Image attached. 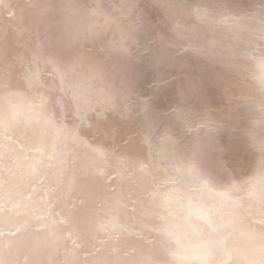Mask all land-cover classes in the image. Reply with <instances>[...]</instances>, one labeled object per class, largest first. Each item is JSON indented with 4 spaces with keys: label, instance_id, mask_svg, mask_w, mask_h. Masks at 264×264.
Segmentation results:
<instances>
[{
    "label": "snow or ice",
    "instance_id": "1",
    "mask_svg": "<svg viewBox=\"0 0 264 264\" xmlns=\"http://www.w3.org/2000/svg\"><path fill=\"white\" fill-rule=\"evenodd\" d=\"M0 264H264V0H0Z\"/></svg>",
    "mask_w": 264,
    "mask_h": 264
},
{
    "label": "bare ground",
    "instance_id": "2",
    "mask_svg": "<svg viewBox=\"0 0 264 264\" xmlns=\"http://www.w3.org/2000/svg\"><path fill=\"white\" fill-rule=\"evenodd\" d=\"M87 2H92V0H87ZM104 2H109V0H104Z\"/></svg>",
    "mask_w": 264,
    "mask_h": 264
}]
</instances>
